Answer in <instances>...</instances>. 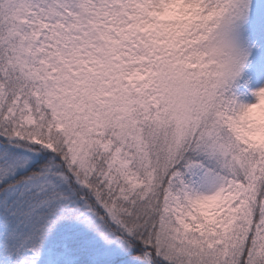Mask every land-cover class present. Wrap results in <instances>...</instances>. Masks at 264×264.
Wrapping results in <instances>:
<instances>
[{"label":"snow or ice","instance_id":"6c2138e0","mask_svg":"<svg viewBox=\"0 0 264 264\" xmlns=\"http://www.w3.org/2000/svg\"><path fill=\"white\" fill-rule=\"evenodd\" d=\"M264 0H0V264H264Z\"/></svg>","mask_w":264,"mask_h":264},{"label":"clouds","instance_id":"9594fccd","mask_svg":"<svg viewBox=\"0 0 264 264\" xmlns=\"http://www.w3.org/2000/svg\"><path fill=\"white\" fill-rule=\"evenodd\" d=\"M256 112H264V98H257Z\"/></svg>","mask_w":264,"mask_h":264},{"label":"rangeland","instance_id":"374dc122","mask_svg":"<svg viewBox=\"0 0 264 264\" xmlns=\"http://www.w3.org/2000/svg\"><path fill=\"white\" fill-rule=\"evenodd\" d=\"M261 85H264V80H254L252 83L253 87H259Z\"/></svg>","mask_w":264,"mask_h":264}]
</instances>
